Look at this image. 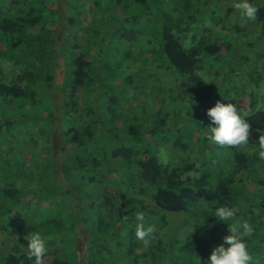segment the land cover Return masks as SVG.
Instances as JSON below:
<instances>
[{
	"label": "trees",
	"instance_id": "16d2710c",
	"mask_svg": "<svg viewBox=\"0 0 264 264\" xmlns=\"http://www.w3.org/2000/svg\"><path fill=\"white\" fill-rule=\"evenodd\" d=\"M86 2L98 18L87 20ZM157 4L0 0V264H35L26 247L34 231L46 239L43 264H203L229 234L211 216L220 205L238 210L234 223L254 226L250 264H264V160L255 153L264 94L221 87L219 100L211 80L225 85L235 73L206 78L203 56L237 50L238 41ZM169 71L188 96L182 112L233 103L250 125L249 145H213L206 127L184 131L170 108L140 115L108 93L123 85L124 95L145 94L148 76L168 83ZM148 228L146 245L137 232Z\"/></svg>",
	"mask_w": 264,
	"mask_h": 264
},
{
	"label": "rangeland",
	"instance_id": "374dc122",
	"mask_svg": "<svg viewBox=\"0 0 264 264\" xmlns=\"http://www.w3.org/2000/svg\"><path fill=\"white\" fill-rule=\"evenodd\" d=\"M85 1L86 0H78V3L82 5ZM158 1L160 3L157 4V6H159L158 9L167 10L175 15L181 14L182 16H192V21H199L197 23H201L204 30L205 27L208 28L207 34H210V36L218 35V39H221L222 36L224 38L223 41L228 42L231 45L236 43L235 40L238 41L237 50L234 49L233 45L228 53L220 52L216 58H210L205 55L203 56V63H201V66L203 67L202 71L208 70V72H205L206 78L210 79L214 77L213 70L218 71L221 75H227L228 72L229 74L235 73L231 80H228V77L226 76L223 83L225 85H220L222 83H219L215 79L211 80L218 88V93L222 94V96L219 97V100H224L223 94H225L224 90H221V87L223 89L233 87L230 89L231 94H248L252 86L254 88L253 94H264V22H258L256 20L249 21L240 18L233 7L234 0ZM250 2L256 3L257 6H264V0H250ZM154 9H157V7H154ZM83 10L87 13L88 21L89 19L98 18L101 14L91 6L90 2H86ZM192 25L195 27L194 23ZM227 33H230V35H227ZM109 36L110 35L108 34L107 40H109ZM212 38L214 39V37ZM106 43H108V41H106ZM108 44L111 46L110 42ZM149 53V51H146L145 55H148ZM210 67H212V69H209ZM222 69L225 70V73L220 72ZM169 72H171L169 73L171 78H166L165 80L168 83H159V80L157 82L156 78H153V75L151 77L148 76V80L152 81H149V88L145 89V94L142 93L143 88L141 87L138 94H131V91V93L129 92L130 94L124 95L122 93L123 85H116L117 87L115 89H110L108 93H116L118 96L122 95L123 100L136 105L137 113L140 115L143 112V107H146V109L150 108L145 113H149V111L153 108L155 109V107L157 109L170 108L172 117H175L176 119L181 117L185 121L181 126L184 131L196 130L199 128L200 124L207 129L210 122H208L206 117L204 109L205 103L202 101L200 105H197L192 109H184V112H182L183 108H180L182 103L181 100L185 101L188 96L186 97V93L184 94V92L181 91V86L179 85L180 80H175L177 74L172 71ZM212 92H214V90ZM243 96L244 99L248 101L247 96ZM186 101L188 102V100ZM186 103L184 104L186 105ZM126 106L127 105L123 103V108ZM176 111L178 112L176 113ZM56 144H58L57 138ZM161 153L163 154V152ZM26 156L28 158L29 154H26ZM164 156V160H167L168 155L166 156L165 154ZM95 210L99 213L98 208H95ZM171 218L174 221H179L181 220V215L172 213ZM75 225L81 234L78 239H80V241L85 239L86 230L82 221L79 219Z\"/></svg>",
	"mask_w": 264,
	"mask_h": 264
},
{
	"label": "clouds",
	"instance_id": "9594fccd",
	"mask_svg": "<svg viewBox=\"0 0 264 264\" xmlns=\"http://www.w3.org/2000/svg\"><path fill=\"white\" fill-rule=\"evenodd\" d=\"M233 7L242 19L254 21L257 19L259 8L250 0H234ZM206 115L210 121L206 129V138L213 145L220 147H247L249 145L250 125L245 120L237 107L233 103H216L206 110ZM258 148L255 153L260 160H264V135H260ZM235 207L220 205L214 207V216L218 222L225 223L229 229V234L222 237V243L216 244L203 260V264H250L252 256L247 243L248 237L254 234V226L242 221L234 223L237 216ZM143 216L138 215L137 220L143 221ZM152 229L139 230L137 237L145 241ZM26 247L29 259L34 258L35 264H43V257L47 252L46 239L38 232L34 231L26 237ZM201 264V261H200Z\"/></svg>",
	"mask_w": 264,
	"mask_h": 264
}]
</instances>
